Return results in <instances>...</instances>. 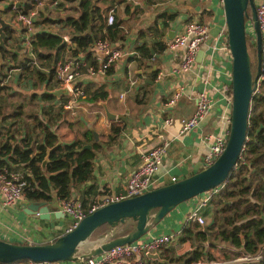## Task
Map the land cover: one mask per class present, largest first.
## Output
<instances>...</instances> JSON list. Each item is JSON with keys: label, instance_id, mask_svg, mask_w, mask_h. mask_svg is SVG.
Instances as JSON below:
<instances>
[{"label": "crops", "instance_id": "crops-1", "mask_svg": "<svg viewBox=\"0 0 264 264\" xmlns=\"http://www.w3.org/2000/svg\"><path fill=\"white\" fill-rule=\"evenodd\" d=\"M260 1L263 0H256L257 3ZM149 2L151 3H148V0H127L116 3V13L122 21L123 37L115 44L133 53H126L111 66L112 70L105 73H89L87 69L84 70L80 81L103 84L108 89L109 96L97 103L81 99L76 119L70 118L72 122L65 123L60 128L65 141L82 137L89 128L92 132L95 130L98 133V140L103 144L95 158L92 176L72 187L71 196H78L85 205H88L96 195L121 190L131 172L141 163L142 153L160 143L164 139L161 135L171 139V143L164 156L163 165L156 175L154 187L172 182L173 176L180 179L203 169L204 156L214 140L213 135L222 127L221 111L229 105L221 89L230 80L232 59L223 50H213L212 44L218 35L211 43H208L210 36L204 41L196 62L189 70L179 69L184 58L182 48L154 49L156 40L169 42L174 35L183 31L189 21L199 19L210 24V28L217 23L225 25L223 3L219 0ZM23 3H26V0ZM0 5L4 6V10L10 6L6 0H0ZM4 10L1 11L3 16L12 21L13 17L8 18ZM247 24H251L248 26L251 29L252 22ZM154 25H157L156 29L151 28ZM13 29L19 38L20 28ZM19 41L21 43V40ZM143 43L153 49L152 57L141 58L137 46ZM89 52L95 56L93 50ZM58 86L59 84L55 88ZM178 87L183 89L181 97L175 104H169V98ZM42 88H45V85ZM202 89L214 97L213 106L198 126L186 133H179L181 118L189 117L195 112L198 92ZM4 92L6 95V90ZM9 97L7 95L8 100ZM102 101H106L109 109L117 114L115 119L108 120ZM55 103L59 104L58 100ZM169 115H173L175 121L173 124L165 125L164 118ZM32 119L26 118L24 122L21 117L15 119L8 117L5 123L0 124L2 131L0 141L7 140L10 133L20 127V133L16 134V140L19 141L25 135L23 126L31 123ZM114 121L123 124V128L115 139L108 142L106 137L111 132V124ZM7 163L17 171L21 166L11 163L8 159ZM25 199L30 198L24 195L14 204L6 205L0 194V237L13 241L43 243L54 240L74 221L66 212L65 217L54 221L36 217L25 211L26 205L23 202ZM55 199L63 202L64 198L54 193L49 201ZM196 201L194 197L179 204L150 232H167L183 225ZM57 212L59 211H51L49 214ZM58 225L61 227H57ZM60 263L83 264V257ZM127 263L133 264V260H128Z\"/></svg>", "mask_w": 264, "mask_h": 264}, {"label": "trees", "instance_id": "trees-1", "mask_svg": "<svg viewBox=\"0 0 264 264\" xmlns=\"http://www.w3.org/2000/svg\"><path fill=\"white\" fill-rule=\"evenodd\" d=\"M35 1L26 0V3L21 2L18 6L23 5L29 10L34 7ZM124 1L127 0H78L75 6L76 13H66L58 18H45L56 24L58 29L43 28L29 35L33 54L27 45L25 52L21 51V47L25 45L23 35H27V30L21 28L18 38L15 29H6L7 47H1L0 51V124L5 123L8 117L15 119L25 113L23 102L14 107L13 101L8 100L5 92L3 93L11 87L5 84L4 80L9 76L10 70L21 69V73H28V78L33 81L34 87L38 88L37 96L43 101L40 112H34L31 123L23 126L25 135L19 141L16 140V134L20 133V127L10 133L9 138L14 139L13 141L8 140V137L7 140L0 141V165L13 168L7 163V159L11 163L23 164L24 171L21 174L26 182L27 198L50 200L54 193L61 198L70 197L72 187L87 181L93 174L94 161L103 144L101 140H95L89 128L82 137L64 140L60 128L72 120L69 118L70 111L55 103L65 98V95L57 96L52 91L59 84L56 63L70 50L72 55L87 52V64H97L95 56L93 57L88 49L99 39L117 43L123 37L122 21L117 16L116 3ZM149 1L148 3H151ZM63 4L64 2H60L58 6ZM111 9H114V20L109 23L108 12ZM4 11L7 15L15 14L11 5ZM249 22H252L251 8H248L246 14V23ZM151 28L156 29L157 25ZM61 35H69L74 46L71 47L67 41L63 42ZM155 42V50H164L168 47V42L163 40ZM247 42L255 75L259 58L257 38L253 31L247 33ZM137 50L140 51L141 58H150L153 55V49L146 43L138 45ZM39 62L43 67L37 65ZM262 65L264 66V51ZM110 70L112 67L108 68V71ZM81 84L86 92L82 100L97 103L109 96V91L103 84L82 81ZM42 85H45V88H42ZM10 106L14 108L11 110ZM122 128L123 124L118 121L112 122L107 141L115 139ZM61 137L62 143L50 151L49 161L46 167H43L42 163L49 148L54 147ZM86 144H91V147H87ZM157 186L160 185L155 187ZM219 187V192L213 195L215 209L209 227L205 228L200 222L192 220H185L182 225L179 244L190 242L191 248L180 253L174 243L163 245L158 250L163 260L144 256L142 264H195L200 261L206 263L219 261L211 264H264V80L261 93L252 99L247 140L242 154ZM83 203L85 205L84 201ZM135 225L136 220L133 218L120 222L115 228L105 223L97 228L91 237H103L107 234L111 237L125 235ZM15 242L30 243L18 240ZM220 243L225 244V247H221L223 259H220L217 252ZM260 252L263 258L258 262L234 260L240 256Z\"/></svg>", "mask_w": 264, "mask_h": 264}, {"label": "built area", "instance_id": "built-area-1", "mask_svg": "<svg viewBox=\"0 0 264 264\" xmlns=\"http://www.w3.org/2000/svg\"><path fill=\"white\" fill-rule=\"evenodd\" d=\"M9 5L15 10L12 23L15 27L24 28L27 30V35L24 36L23 44L27 45L31 51L32 45L30 43L29 35L34 33V26L36 17L39 13L38 6L43 3V0H36L34 7L27 10L23 5L18 6L19 0H6ZM223 3V0H219ZM55 4L58 0L54 1ZM54 4V5H55ZM257 16L262 30V46L264 51V0L257 3ZM114 20V9L108 12V22ZM226 23V22H225ZM252 29L248 28V32L253 31L256 37L254 26ZM210 36V24L202 20H192L186 23L183 31L174 35L168 42L169 49L182 48L184 50V58L180 63V70H189L196 62L197 54L204 43ZM66 41L71 47L74 46L69 35H65ZM27 38V39H26ZM213 50H223L227 52L232 59L231 49L228 41L227 28H223L219 32L216 40L212 44ZM88 50L95 52V60L97 64H87L85 59V52H80L77 55H72L70 50L61 57L56 63V76L59 80V86L68 88L69 93L65 95L64 99H59L58 105H62L64 109L69 110L75 117L78 113V107L82 97L86 96L84 86L81 84L80 78L84 73V68L89 73H105L108 68L115 64L126 53H133V51L124 50L119 45L111 42L108 39L97 40ZM137 54V52H136ZM232 70L230 80L224 84L221 89L223 96L228 100L229 105H226L220 114L221 130L214 133V140L210 145L204 156L205 166L211 164L224 150L229 131V124L232 115V87H231ZM264 80V66H261V73L254 83L253 98L261 93L262 83ZM57 87V88H58ZM231 92V93H230ZM183 93L182 87H178L168 100L169 104H175ZM252 98V99H253ZM214 97L207 90H200L197 96V107L195 112L189 117H182L178 127L179 133H186L194 129L204 119L207 112L214 104ZM175 121L173 115L164 118V124L170 125ZM157 145L145 150L142 153L141 163L131 172L124 187L118 191H109L100 195H96L88 205H84L83 200L78 196H70L63 199L64 212L70 214L74 221L66 229V231L75 227L80 220L88 213L100 208L101 206L135 196L137 194L148 191L155 185V178L163 165L164 156L170 146L171 139L165 138ZM178 180L177 176L172 177V181ZM25 180L21 172L8 167L7 165H0V194L2 201L6 205H12L25 195ZM219 185L207 190L197 196V201L193 209L189 212L186 220L198 221L202 225H209L213 213L214 203L213 195L219 192ZM182 225L174 230L160 233L148 232L141 238L130 243L118 244L103 253L95 256L87 257L83 264H125L128 260H133V264H142L144 256H147L149 251H158L163 245L174 243L180 236ZM263 258V254L257 253L255 255H244L235 258L234 260H244L251 262H258ZM218 262H204L200 261L195 264H211ZM0 264H61L60 261H40L33 260H16L11 262L0 261Z\"/></svg>", "mask_w": 264, "mask_h": 264}, {"label": "water", "instance_id": "water-1", "mask_svg": "<svg viewBox=\"0 0 264 264\" xmlns=\"http://www.w3.org/2000/svg\"><path fill=\"white\" fill-rule=\"evenodd\" d=\"M223 8L232 54V115L227 143L223 152L211 164L189 176L101 206L88 213L75 227L63 232L54 240L27 244L0 237V261L11 262L21 259L36 262L76 260L80 257L78 253L81 244L87 241L101 225L109 223L115 228L120 222H125L128 218L136 220V225L127 234L104 239L81 256L86 258L98 255L115 245L130 243L141 238L179 204L220 185L226 180L232 168L237 164L247 140L254 83L261 73L263 46L256 0H223ZM248 8H251L252 11V24L257 38L259 61L255 75L247 42V33L249 32L246 14ZM3 10L4 6L0 5V51L1 47H7L5 42L6 28L15 27L14 23L3 16L1 12ZM222 28L223 24L220 23L210 28L211 35L208 43L212 42ZM61 37L65 42V35H61ZM52 91L57 96L69 93L68 88L64 86ZM101 103L105 106L108 120L115 119L117 114L109 109L107 102L102 101ZM93 133L95 139L98 140V133L95 130ZM60 143H62V138L54 147L49 148L42 163L43 167H46L49 161L50 151ZM86 146L91 147V144H86ZM23 202L26 205L25 211L39 218L54 221L66 215L64 206L58 199L53 201L25 199ZM51 211L59 212L49 214ZM57 227L61 226L58 225ZM208 227L209 225H205V228ZM147 256L154 260H163L159 251H149Z\"/></svg>", "mask_w": 264, "mask_h": 264}, {"label": "rangeland", "instance_id": "rangeland-1", "mask_svg": "<svg viewBox=\"0 0 264 264\" xmlns=\"http://www.w3.org/2000/svg\"><path fill=\"white\" fill-rule=\"evenodd\" d=\"M24 0H21L20 2H23ZM55 0H43V3L38 6L39 13L36 17V22L34 26L33 31H38L43 28L45 29H58L56 24H54L51 21H47L45 18H58L61 15H64L66 13H76L75 6L78 4V0H58V3H54ZM60 2H64L62 6H58ZM37 2L34 3L36 5ZM55 4V5H54ZM58 6V7H57ZM3 14V13H2ZM12 14H9L7 17L11 18ZM51 20V19H49ZM251 24H248L250 26ZM252 29V28H251ZM26 45H23L21 47V51L26 50ZM39 66H42L40 62L37 64ZM46 70V67H44ZM5 84L10 85L11 87L6 90V95L10 96L9 99L12 100L14 107L16 104H19L21 102L24 103V111L25 113L22 114V117L24 119V122H26V118H33L34 117V112L39 113L40 112V107L41 104H43V101L39 96H37L38 88H35L33 85V81L28 78V73H22L21 74V69H12L9 71V76L6 77L5 79ZM2 82V81H1ZM43 86V85H42ZM14 90V91H13ZM34 94V96H33ZM4 97V95H3ZM13 106H10L9 109L12 110L14 108ZM77 116H73L71 113H69V118L71 119H76ZM21 165L20 168H18V171L23 172L24 168ZM200 196V194H199ZM110 234H107L106 236L100 237V236H93L90 237L87 241L81 244L80 250L82 252H89V248L94 247L98 245L101 241L104 239H107L111 236H108ZM173 244V243H172ZM177 248L180 250V253L183 251H186L191 248L190 242H184L183 244H179L178 239L174 242ZM93 245V246H92ZM225 247L224 243H220L219 248L217 249L218 255L220 256V259H223L224 254L221 252L222 248ZM90 248V249H91ZM188 248V249H187ZM87 249L89 251H87ZM233 253V252H231ZM79 256L81 257V253H78ZM87 259L83 258V261ZM128 264V263H125ZM257 264V263H253Z\"/></svg>", "mask_w": 264, "mask_h": 264}]
</instances>
